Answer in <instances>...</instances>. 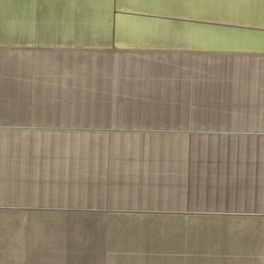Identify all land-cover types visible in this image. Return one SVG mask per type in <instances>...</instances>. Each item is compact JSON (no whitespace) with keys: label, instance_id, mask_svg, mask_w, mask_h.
Segmentation results:
<instances>
[{"label":"crops","instance_id":"crops-1","mask_svg":"<svg viewBox=\"0 0 264 264\" xmlns=\"http://www.w3.org/2000/svg\"><path fill=\"white\" fill-rule=\"evenodd\" d=\"M26 13L0 0V252L32 257L45 221L42 264H85L61 258L105 235L74 221L122 211L171 222L155 249L124 244L157 259L91 264H264V0Z\"/></svg>","mask_w":264,"mask_h":264},{"label":"rangeland","instance_id":"rangeland-1","mask_svg":"<svg viewBox=\"0 0 264 264\" xmlns=\"http://www.w3.org/2000/svg\"><path fill=\"white\" fill-rule=\"evenodd\" d=\"M20 4V9L34 10V13L30 15V13H26L27 20L29 22H33L35 24H47V0H18ZM32 20V21H31ZM35 28V27H34ZM34 28H30L29 31H33ZM36 31H39V27L35 28ZM97 214V213H94ZM170 219V218H169ZM75 225L85 228L91 229H102L101 233L105 235L104 238L100 236L98 245L93 248L91 245V241L93 237L85 236L84 237V252L82 254H63L62 260H82L85 264L98 263L101 260H110V261H131V260H147V261H155L157 259V254L153 253H141L136 252L127 248L124 244H133L137 245L138 241H141L142 244L145 245L146 249L144 250H152L155 249V236L161 235V230L167 232L166 230L171 229V222L166 221V218L163 215L159 214H130L126 212H111L104 213L103 215H93L88 214L84 215L81 219H77L74 221ZM20 228V224H18ZM15 227V226H14ZM26 228V227H23ZM15 229V228H14ZM22 229V228H20ZM36 236L30 237V239H35L36 244L34 246V252H31L29 258L27 253H19L9 251V253H1L0 252V260H10L15 261V259L27 260L33 259L37 262H41L38 264H42L43 262H47L48 260H58L59 255L56 254H47V222L43 221V223L38 222L36 224ZM90 232L91 230H84V232ZM83 232V233H84ZM0 233H2L0 231ZM55 233V232H54ZM24 238V237H23ZM15 238L9 237L6 244L2 246L0 244V249H12ZM56 239V238H53ZM107 243H104V241ZM150 240V241H149ZM88 241V242H86ZM106 244V245H105ZM97 252H92L93 250ZM129 249V250H126ZM133 249V248H132ZM88 251V252H85Z\"/></svg>","mask_w":264,"mask_h":264}]
</instances>
